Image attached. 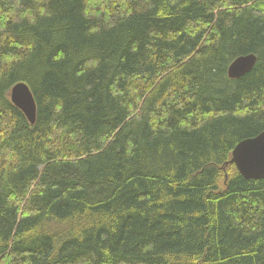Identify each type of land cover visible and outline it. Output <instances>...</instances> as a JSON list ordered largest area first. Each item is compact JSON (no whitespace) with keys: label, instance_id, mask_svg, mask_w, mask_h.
Here are the masks:
<instances>
[{"label":"trees","instance_id":"16d2710c","mask_svg":"<svg viewBox=\"0 0 264 264\" xmlns=\"http://www.w3.org/2000/svg\"><path fill=\"white\" fill-rule=\"evenodd\" d=\"M263 130L264 0H0V264H264Z\"/></svg>","mask_w":264,"mask_h":264},{"label":"water","instance_id":"95a60500","mask_svg":"<svg viewBox=\"0 0 264 264\" xmlns=\"http://www.w3.org/2000/svg\"><path fill=\"white\" fill-rule=\"evenodd\" d=\"M257 62L255 53L236 57L228 67V77L239 78L251 71ZM11 100L31 123H35L37 104L31 87L25 81L17 82L11 89ZM246 179H264V130L254 137L241 140L232 151V160Z\"/></svg>","mask_w":264,"mask_h":264},{"label":"bare ground","instance_id":"6f19581e","mask_svg":"<svg viewBox=\"0 0 264 264\" xmlns=\"http://www.w3.org/2000/svg\"><path fill=\"white\" fill-rule=\"evenodd\" d=\"M261 133V132H260ZM258 135V134H257Z\"/></svg>","mask_w":264,"mask_h":264},{"label":"rangeland","instance_id":"374dc122","mask_svg":"<svg viewBox=\"0 0 264 264\" xmlns=\"http://www.w3.org/2000/svg\"><path fill=\"white\" fill-rule=\"evenodd\" d=\"M232 160V159H231Z\"/></svg>","mask_w":264,"mask_h":264}]
</instances>
